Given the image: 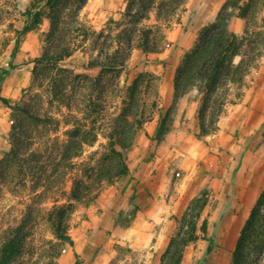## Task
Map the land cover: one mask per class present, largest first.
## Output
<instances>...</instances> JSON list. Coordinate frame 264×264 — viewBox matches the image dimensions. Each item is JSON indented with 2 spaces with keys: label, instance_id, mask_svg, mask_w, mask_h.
<instances>
[{
  "label": "rangeland",
  "instance_id": "1",
  "mask_svg": "<svg viewBox=\"0 0 264 264\" xmlns=\"http://www.w3.org/2000/svg\"><path fill=\"white\" fill-rule=\"evenodd\" d=\"M29 1L0 0V96L9 100V105L0 100V110L10 111L13 120L8 133L9 149L0 157V248L6 230L22 221L27 224L30 234L23 242L22 251L10 264H101L105 259L106 264H145L143 252L134 251L127 239L122 237L125 227L139 208V200L131 196L123 202L119 193L138 189L134 186L133 178L137 179L136 183H141L140 178L130 175L132 171L129 167L134 159L149 162L159 154L157 146L160 141L156 132L145 133L143 127H149L160 111V77L146 69L150 60L137 51L131 52L119 75L109 73L98 85L92 80L94 76L91 72L84 70L85 61L94 55L92 47L96 35L93 31L106 30L99 45L110 47L113 33L122 24L125 0H102L97 10H83L78 20L86 27L87 36L76 38L72 56L56 65L47 61L37 64L35 61L45 47L49 28L46 17L43 16L40 24L35 23L31 31L22 35L19 45L15 47L14 30L19 28L16 17ZM258 2L259 6L252 15L243 19L245 33L242 36L257 40L255 49L246 61L257 51L262 53L245 72L243 70L244 73L240 71L236 76L242 78L241 82L232 83L228 79L217 98L230 95L235 102V98L238 99L244 92V84L247 88L254 85L246 82L248 76L264 73V0ZM181 9L179 7L168 20L159 23L154 22V11L149 19L143 20V27H152V41L164 45V31ZM33 62L36 75L31 78L23 70L29 71ZM16 67L22 71L18 70L11 79L5 80V75ZM142 71L144 76L136 88V96L138 112L142 114L144 122L125 139L128 144L124 151L127 173L112 181H101L80 200H71L74 181L83 178L84 170L99 159L111 142L118 143V138L110 137L113 122L129 99L133 79ZM18 79L21 80L20 88L14 86ZM90 101L93 108L88 111ZM26 103L33 108L39 120L30 119L21 110L13 109ZM211 110L207 112V121L213 119L219 123L227 114L226 107L219 117L214 115L217 110ZM172 112L171 107L167 118L170 125ZM133 120L135 118L130 116L129 121ZM77 125H86L89 135L77 155L62 158V147L68 141L69 131ZM15 127L17 130L14 134L20 141L16 144L19 147L17 157H11L6 153L12 144L15 145L12 138ZM237 135L241 138L244 133L239 130ZM145 140H150L148 146H141L139 141L143 143ZM251 148L255 160L264 159V118L258 131L253 134ZM70 203L73 209L63 221L67 239H61L53 232L55 221L51 220V216L55 220L56 212L67 209ZM200 206L201 202L195 200L192 210L196 211ZM188 219L182 217L176 224L173 236L186 229ZM197 235L196 243H191L185 251L201 252L193 264H204L209 256L207 249L213 247L215 242H205L207 236L201 232ZM201 239L203 241L197 243ZM230 261L231 258L229 264Z\"/></svg>",
  "mask_w": 264,
  "mask_h": 264
},
{
  "label": "crops",
  "instance_id": "2",
  "mask_svg": "<svg viewBox=\"0 0 264 264\" xmlns=\"http://www.w3.org/2000/svg\"><path fill=\"white\" fill-rule=\"evenodd\" d=\"M227 1L186 0L177 18L164 31V45L152 41L156 50L144 51L136 47L131 50L149 58L150 64L146 69L160 77V111L149 127L144 125V132L155 133L161 117L169 108H173L170 128L158 143L159 154L156 158L149 162L134 159L130 164L131 177L141 179V183H136L137 179L133 178L134 186L138 189L119 193L123 202L131 196L139 200V208L125 227L122 237L127 239L134 251L143 252L145 264H160L176 224L182 217L190 216L195 200L201 202L199 215L206 218L205 230L196 223V233L207 236L205 242H215L204 264H229L241 229L264 188V159L255 160L251 148L253 134L258 131L264 118V73L248 76L246 82L254 85L247 88L244 84V92L238 99L235 98V102L230 95L227 96V114L219 121L217 130L206 136L198 135V89L192 88L176 102L174 98L175 73L183 56L194 47L199 31L215 21ZM102 2L88 0L80 13L87 8L97 10ZM127 4L128 0H125L122 16ZM152 11L155 12L154 22H161L162 19L157 18L156 8L150 11L149 18ZM229 29L241 36L244 33L243 18L233 16ZM93 32L96 35L92 47L94 55L85 61L84 70L91 72L94 76L92 80L98 85L97 81L100 83L103 79L99 76L101 66L91 67L89 62L98 54V45L103 36L99 34L107 31L101 29ZM44 49L37 58L43 55ZM241 59L242 56L237 55L233 63L238 65ZM35 62L29 71L23 70L31 78L35 76ZM18 70L22 71L18 67L11 69L5 75V80L11 79ZM14 86L20 88L21 80L18 79ZM253 117L255 120L252 121ZM12 124L11 112L0 110V157L9 149L8 133ZM239 130L244 133L241 138L237 135ZM149 141H139V144L148 146ZM200 254L198 250L184 251L180 264H193ZM101 264H106V259Z\"/></svg>",
  "mask_w": 264,
  "mask_h": 264
},
{
  "label": "trees",
  "instance_id": "3",
  "mask_svg": "<svg viewBox=\"0 0 264 264\" xmlns=\"http://www.w3.org/2000/svg\"><path fill=\"white\" fill-rule=\"evenodd\" d=\"M88 0H30L25 8L19 11L16 19L19 28L15 29V47L19 45L20 38L26 32L32 30L36 24H40L44 16L49 21V30L45 38L44 53L36 59L37 64L45 61L56 65L60 60L70 56L75 50V40L78 36L86 38L87 29L79 22V13ZM228 0L215 21L202 28L194 47L185 53L175 73L174 87L175 102L196 87L199 94L198 123L199 137L206 136L218 128V121H207V112L217 110L216 117L225 111L227 96L217 98L223 85L229 79L230 82H241V77H236L240 71L244 72L250 67L262 53L257 51L249 58L248 55L255 49L257 40L245 39L242 35H236L229 29V22L233 16L246 20L259 6L258 0ZM186 0H128L127 8L123 14L121 29L113 35L110 47L98 45V54L89 62V66H101L100 79L109 73L119 75L120 69L125 66L132 48H140L144 51L156 50L151 40L152 29L143 27V20L149 18L153 8L157 10L158 19L168 20L177 9L182 8ZM238 10V13H236ZM104 33L99 34V36ZM257 48V47H256ZM257 50V49H256ZM264 51V50H263ZM241 55L238 65L233 63L235 56ZM247 55V57H245ZM36 75V69H35ZM243 72V73H244ZM144 73H140L132 83L129 90V99L122 111L113 122L110 137L119 139L118 143L111 142L99 159L84 170L83 178L74 181L71 200L78 201L101 181H112L115 177L125 175L128 171L127 160L124 151L128 144L125 139L140 128L143 121L142 114L138 112L139 103L136 96V88L139 86ZM99 84V80L97 81ZM0 100L9 105L6 97L0 96ZM92 102L88 106L91 111ZM93 108V107H92ZM13 109L21 110L23 115L30 119L39 120L29 104L14 106ZM170 110L160 119L156 130L158 142L170 128L167 118ZM86 114V113H85ZM88 115V114H87ZM130 116L135 120L129 121ZM217 119V118H216ZM123 122V123H122ZM125 122V123H124ZM13 129L12 138L15 145L7 155L17 157V143L20 139ZM89 135L86 125H77L69 131L67 143L62 147V158L77 155L84 139ZM200 207L192 210L186 229L178 232L170 239L169 245L162 254L160 264H180L185 248L198 239L196 234V219ZM72 203L67 209L56 212L55 220L51 216L53 232L58 238L67 239L63 224L65 217L72 211ZM50 216V215H49ZM206 225L203 226L205 230ZM30 234V230L24 222L9 227L6 230L4 242L0 248V264H10L22 251L23 242ZM212 246L208 247L210 253ZM264 261V188L252 207L249 216L241 229L235 248L231 253L230 264H263Z\"/></svg>",
  "mask_w": 264,
  "mask_h": 264
},
{
  "label": "built area",
  "instance_id": "4",
  "mask_svg": "<svg viewBox=\"0 0 264 264\" xmlns=\"http://www.w3.org/2000/svg\"><path fill=\"white\" fill-rule=\"evenodd\" d=\"M205 216L204 215H199L196 219L197 224H202L205 221Z\"/></svg>",
  "mask_w": 264,
  "mask_h": 264
}]
</instances>
